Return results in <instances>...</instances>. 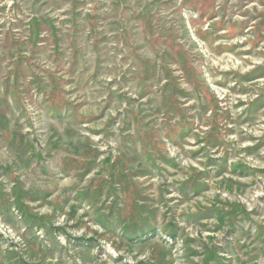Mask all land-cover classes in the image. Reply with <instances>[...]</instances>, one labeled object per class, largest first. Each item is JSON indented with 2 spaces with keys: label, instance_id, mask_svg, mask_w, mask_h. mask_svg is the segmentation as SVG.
<instances>
[{
  "label": "rangeland",
  "instance_id": "374dc122",
  "mask_svg": "<svg viewBox=\"0 0 264 264\" xmlns=\"http://www.w3.org/2000/svg\"><path fill=\"white\" fill-rule=\"evenodd\" d=\"M0 264H264V0H0Z\"/></svg>",
  "mask_w": 264,
  "mask_h": 264
}]
</instances>
